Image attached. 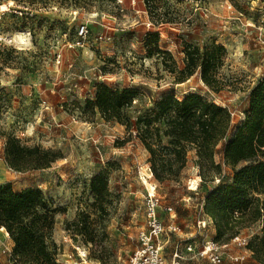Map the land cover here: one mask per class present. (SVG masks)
Segmentation results:
<instances>
[{
	"label": "rangeland",
	"instance_id": "obj_1",
	"mask_svg": "<svg viewBox=\"0 0 264 264\" xmlns=\"http://www.w3.org/2000/svg\"><path fill=\"white\" fill-rule=\"evenodd\" d=\"M5 1L9 0L0 3ZM12 1L29 13L10 11L0 20V171L4 175L0 185L10 183L15 190L39 187L58 208L49 243L62 264H122L146 228V196L156 183L165 225L164 263L179 259L181 264H214L199 254L216 233L202 208L203 197L213 185L231 180L233 170L225 163L224 147L245 118L250 89L264 76V0ZM82 21L88 22L90 34L82 46L69 47ZM149 30L159 33L151 53L146 46ZM17 33L27 40L16 39ZM99 33L111 39L99 40ZM185 43L225 46L220 73L229 81L227 88L213 91L199 72L175 81L176 73L168 70L164 58L181 67ZM102 82L139 90L126 109L129 127L105 120L88 104ZM170 92L179 97L200 92L230 109L231 127L216 147L215 161L222 174L215 180L200 178L191 156L181 182H160L150 173V153L140 138L138 127L143 122L138 119ZM9 134L27 144L60 149L63 157L47 168L16 171L6 163L3 151ZM99 171L105 173L111 190L106 214L92 206L95 195L90 181ZM80 211L101 223V245L86 243L80 235L75 238L65 228ZM259 229L256 224L241 233L251 237ZM8 234L0 229V264H16L12 253L3 251L13 249ZM223 244L220 264H264L232 240ZM238 253H245L243 262L231 259Z\"/></svg>",
	"mask_w": 264,
	"mask_h": 264
},
{
	"label": "trees",
	"instance_id": "obj_2",
	"mask_svg": "<svg viewBox=\"0 0 264 264\" xmlns=\"http://www.w3.org/2000/svg\"><path fill=\"white\" fill-rule=\"evenodd\" d=\"M158 37V32H147L146 46L150 53L157 47ZM183 51L181 67L164 58L168 70L176 73V82L199 72L213 91L227 88L229 81L220 73L226 52L223 44L213 43L201 48L185 43ZM138 92L134 87L114 88L102 82L97 83L95 98L87 102L93 112H100L105 120H118L129 127L131 121L126 109L133 104ZM249 98L244 120L224 147L225 163L233 170L232 178L209 190L203 209L215 226L213 238L221 244L232 240L244 228L259 224L260 229L250 237L247 248L264 263V76L250 89ZM138 121L143 122L138 129L150 153V173L158 181L181 182L190 156L203 180L221 176V164L215 161V153L231 127L232 115L226 105L200 92H189L182 97L170 92ZM4 155L6 163L16 171L47 168L63 157L60 149L27 144L14 134H9L5 141ZM90 184L95 195L93 208L106 214L105 205L111 195L108 178L99 171L91 177ZM57 211L39 187L15 190L10 183L0 185V225L14 242L12 258L16 264H62L49 243ZM101 227V223L85 211L65 224L75 238L80 235L86 243L95 245L102 244Z\"/></svg>",
	"mask_w": 264,
	"mask_h": 264
},
{
	"label": "built area",
	"instance_id": "obj_3",
	"mask_svg": "<svg viewBox=\"0 0 264 264\" xmlns=\"http://www.w3.org/2000/svg\"><path fill=\"white\" fill-rule=\"evenodd\" d=\"M135 2V0H133ZM85 10V7H83ZM29 9L22 10L21 7L17 6L14 1L9 0L0 3V20L4 15L10 11L29 13ZM74 14L78 13V10L73 11ZM32 14V13H30ZM148 26L151 22L147 23ZM90 34V28L87 21H82L77 24L75 31V39L70 41L69 47L82 46ZM1 38V37H0ZM99 40H110L111 37L104 33H99L96 36ZM10 39V38H9ZM11 40V39H10ZM61 57V54L59 55ZM60 61V58L58 59ZM151 169L150 167H148ZM219 181V179H218ZM156 183L153 184L151 189H148L146 196V228L141 230L138 234V246L130 257L122 264H165L163 257V244L162 235L165 231V225L162 221L161 214L159 211L160 207V196L156 192ZM171 209V207H169ZM0 229H4V226L0 225ZM250 236L247 234L240 233L236 235L232 241L239 247H246V253L251 252L247 246L249 244ZM225 244L217 242L214 238L207 241L199 249V254L205 257L211 263L220 264L223 262V251L222 248ZM192 249V245L189 247ZM9 250V251H8ZM4 252L8 251L12 253L11 249L4 248ZM179 251L174 252V256H179ZM246 258L245 253L233 254L231 259L235 262H243ZM172 264H181L179 259L174 261Z\"/></svg>",
	"mask_w": 264,
	"mask_h": 264
},
{
	"label": "crops",
	"instance_id": "obj_4",
	"mask_svg": "<svg viewBox=\"0 0 264 264\" xmlns=\"http://www.w3.org/2000/svg\"><path fill=\"white\" fill-rule=\"evenodd\" d=\"M140 1V0H139ZM28 91H32V89L31 88H28ZM24 132V131H23ZM25 134V133H24ZM3 151H4V149H3ZM0 170H1V166H0ZM6 172V171H5ZM3 173H4V170H3ZM5 174V173H4ZM4 177V175L2 176V172L0 171V183L1 182H4L3 180H2V178ZM215 185H213L211 188H210V190L214 187ZM209 191H207L206 193H205V195L208 193ZM205 195H204V197H203V203H202V208H203V206H204V201H205ZM212 223H213V221H212ZM11 240V248H13V245H14V242H13V240L12 239H10Z\"/></svg>",
	"mask_w": 264,
	"mask_h": 264
},
{
	"label": "bare ground",
	"instance_id": "obj_5",
	"mask_svg": "<svg viewBox=\"0 0 264 264\" xmlns=\"http://www.w3.org/2000/svg\"><path fill=\"white\" fill-rule=\"evenodd\" d=\"M15 37H16V39H19V40H22V41H26L27 40V38H25L22 34H20V33H17V34H15ZM26 43H29V41H27ZM5 229V228H4ZM5 232H6V234H8V231L5 229ZM9 235V234H8Z\"/></svg>",
	"mask_w": 264,
	"mask_h": 264
}]
</instances>
